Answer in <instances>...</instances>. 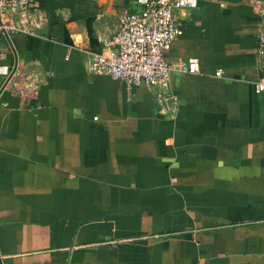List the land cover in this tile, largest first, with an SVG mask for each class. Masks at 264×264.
Masks as SVG:
<instances>
[{"label":"crops","instance_id":"1","mask_svg":"<svg viewBox=\"0 0 264 264\" xmlns=\"http://www.w3.org/2000/svg\"><path fill=\"white\" fill-rule=\"evenodd\" d=\"M38 4L37 36L0 33V65L40 82L0 95L2 264H264V0L178 13L169 118L88 68L137 0Z\"/></svg>","mask_w":264,"mask_h":264},{"label":"built area","instance_id":"2","mask_svg":"<svg viewBox=\"0 0 264 264\" xmlns=\"http://www.w3.org/2000/svg\"><path fill=\"white\" fill-rule=\"evenodd\" d=\"M137 3L142 6L141 12L124 16L112 37L100 38L101 52H85L88 68L93 74L109 76L128 86L144 85L154 94L159 113L169 118L177 105L171 91L174 67L166 60L165 53L183 34L178 13L197 9L199 0H137ZM254 7L264 19V6ZM41 26L38 0H0V33L37 36ZM7 52L8 49L4 53ZM259 54L264 55V49ZM184 69L189 74H198V60H189ZM33 74L19 62L0 65V77L6 84L4 91L26 103L38 97L40 82ZM220 75L218 72L217 76ZM255 89L258 94L264 92V77Z\"/></svg>","mask_w":264,"mask_h":264},{"label":"water","instance_id":"3","mask_svg":"<svg viewBox=\"0 0 264 264\" xmlns=\"http://www.w3.org/2000/svg\"><path fill=\"white\" fill-rule=\"evenodd\" d=\"M4 35H5V37L7 38V40H8L9 42H11L10 36H9L7 33H5V32H4ZM17 62H18V60L16 61V64H17ZM5 85H6V84H4V85L2 86V88H1V90H0V95H1V94L3 93V91H4ZM0 264H2L1 261H0Z\"/></svg>","mask_w":264,"mask_h":264}]
</instances>
